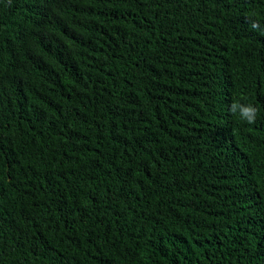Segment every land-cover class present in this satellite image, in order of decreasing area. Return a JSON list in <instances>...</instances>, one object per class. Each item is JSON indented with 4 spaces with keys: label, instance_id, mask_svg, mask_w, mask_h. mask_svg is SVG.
<instances>
[{
    "label": "trees",
    "instance_id": "1",
    "mask_svg": "<svg viewBox=\"0 0 264 264\" xmlns=\"http://www.w3.org/2000/svg\"><path fill=\"white\" fill-rule=\"evenodd\" d=\"M0 264H264V0H0Z\"/></svg>",
    "mask_w": 264,
    "mask_h": 264
},
{
    "label": "clouds",
    "instance_id": "2",
    "mask_svg": "<svg viewBox=\"0 0 264 264\" xmlns=\"http://www.w3.org/2000/svg\"><path fill=\"white\" fill-rule=\"evenodd\" d=\"M249 21L253 29H259V24L254 19L249 17ZM229 111L232 114L238 112L240 117L248 124H254L256 122L258 109L252 104L232 103L229 107Z\"/></svg>",
    "mask_w": 264,
    "mask_h": 264
}]
</instances>
